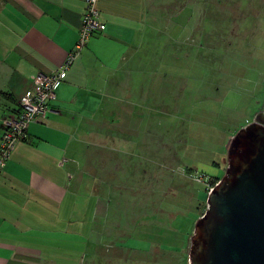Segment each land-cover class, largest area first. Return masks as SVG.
I'll return each mask as SVG.
<instances>
[{
	"label": "rangeland",
	"instance_id": "374dc122",
	"mask_svg": "<svg viewBox=\"0 0 264 264\" xmlns=\"http://www.w3.org/2000/svg\"><path fill=\"white\" fill-rule=\"evenodd\" d=\"M158 1L153 44L125 67V88L81 143L87 173L77 181L109 200L108 217L92 225L105 237L99 264H188L208 185L225 175L232 139L264 111V0ZM93 197L77 195L89 217Z\"/></svg>",
	"mask_w": 264,
	"mask_h": 264
},
{
	"label": "crops",
	"instance_id": "0c3cea01",
	"mask_svg": "<svg viewBox=\"0 0 264 264\" xmlns=\"http://www.w3.org/2000/svg\"><path fill=\"white\" fill-rule=\"evenodd\" d=\"M158 2L97 1L104 31L76 56L51 111L29 126L0 173V264H99L94 247L105 237L92 225L108 217L109 200L94 199L77 181L87 173L78 162L86 155L81 143L95 136L110 113L106 104L125 88V67L140 58L145 41L153 44ZM85 13L86 0H0V140L33 81L76 50ZM82 189L93 197L90 217L79 208Z\"/></svg>",
	"mask_w": 264,
	"mask_h": 264
},
{
	"label": "water",
	"instance_id": "95a60500",
	"mask_svg": "<svg viewBox=\"0 0 264 264\" xmlns=\"http://www.w3.org/2000/svg\"><path fill=\"white\" fill-rule=\"evenodd\" d=\"M189 255L188 264H264V111L232 139Z\"/></svg>",
	"mask_w": 264,
	"mask_h": 264
},
{
	"label": "built area",
	"instance_id": "2783aa9c",
	"mask_svg": "<svg viewBox=\"0 0 264 264\" xmlns=\"http://www.w3.org/2000/svg\"><path fill=\"white\" fill-rule=\"evenodd\" d=\"M97 1L86 0V13L80 39L76 45V50L70 55L67 63L49 75L37 77L33 81L32 89L21 98L18 115L5 119V132L0 140V173L10 160L12 151L26 138L29 126L34 122L44 120L51 111L49 105L57 98L56 88L64 80L66 72L73 64L76 56L85 49L92 36L104 31L105 27L100 22ZM196 181L201 182L199 176ZM212 185H208L210 187L209 193L214 190Z\"/></svg>",
	"mask_w": 264,
	"mask_h": 264
},
{
	"label": "trees",
	"instance_id": "16d2710c",
	"mask_svg": "<svg viewBox=\"0 0 264 264\" xmlns=\"http://www.w3.org/2000/svg\"><path fill=\"white\" fill-rule=\"evenodd\" d=\"M19 110H20V107H19ZM18 113H19V112H18ZM24 140H25V139H24ZM221 179H222V178H221ZM221 179H220V178H216L215 181H216V182H219ZM203 215H204V213H203L201 216H203Z\"/></svg>",
	"mask_w": 264,
	"mask_h": 264
}]
</instances>
